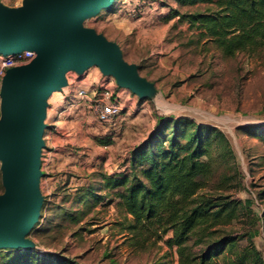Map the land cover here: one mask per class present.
<instances>
[{"label": "rangeland", "instance_id": "rangeland-1", "mask_svg": "<svg viewBox=\"0 0 264 264\" xmlns=\"http://www.w3.org/2000/svg\"><path fill=\"white\" fill-rule=\"evenodd\" d=\"M23 1L0 3L13 8L11 4L21 7ZM207 5L112 0L78 22V27L116 44L136 80L120 84L94 61L63 69L61 81L42 98L37 216L22 238L23 246L0 245V264H11L8 251L15 248L35 250L42 255L41 263L60 254L84 264H178L175 248L165 242L171 231L162 238L135 236L114 190L101 187V173L121 171L133 146L161 117H186L224 134L226 142L214 141L208 148L212 172L200 191L238 202L234 213L210 229L213 237L241 234L225 251L230 257L247 245L251 233L264 264V226L255 220L264 208V138L248 128L264 124V46L251 54L225 56L175 12ZM104 88L121 104L110 121L98 120L91 108L93 90ZM8 115L2 79L0 124ZM5 171L0 154V197L6 193Z\"/></svg>", "mask_w": 264, "mask_h": 264}, {"label": "trees", "instance_id": "trees-1", "mask_svg": "<svg viewBox=\"0 0 264 264\" xmlns=\"http://www.w3.org/2000/svg\"><path fill=\"white\" fill-rule=\"evenodd\" d=\"M189 1L208 5L187 13L175 11L177 16L223 55L251 54L264 46V0ZM248 128L264 138V124ZM224 140V134L210 125L186 117H161L149 135L133 146L121 171L100 175L101 187L114 190L117 205L130 215L127 226L135 236L162 238L171 231L165 242L175 248L178 264H263L251 233L247 245L230 257L225 251L241 234L213 237L215 231L210 229L234 213L238 202L200 191L212 172L208 148ZM70 217L76 218L72 213ZM255 220L264 226V208ZM8 252L11 264H84L60 254H47L52 262L41 263L42 255L30 248Z\"/></svg>", "mask_w": 264, "mask_h": 264}, {"label": "water", "instance_id": "water-1", "mask_svg": "<svg viewBox=\"0 0 264 264\" xmlns=\"http://www.w3.org/2000/svg\"><path fill=\"white\" fill-rule=\"evenodd\" d=\"M111 1L24 0L21 7L13 8L0 3V53L25 47L37 52L29 64L9 69L3 77L9 117L0 124V154L6 169V193L0 197V245L23 246L22 238L37 216L42 98L61 81L63 69L94 61L120 84L136 80L116 44L78 27L84 16Z\"/></svg>", "mask_w": 264, "mask_h": 264}, {"label": "built area", "instance_id": "built-area-1", "mask_svg": "<svg viewBox=\"0 0 264 264\" xmlns=\"http://www.w3.org/2000/svg\"><path fill=\"white\" fill-rule=\"evenodd\" d=\"M36 56L37 52L31 47H25L6 54L0 53V81L9 69L29 64ZM92 97L91 108L98 120L110 121L120 113V101L109 89L104 88L102 91L94 89Z\"/></svg>", "mask_w": 264, "mask_h": 264}, {"label": "crops", "instance_id": "crops-1", "mask_svg": "<svg viewBox=\"0 0 264 264\" xmlns=\"http://www.w3.org/2000/svg\"><path fill=\"white\" fill-rule=\"evenodd\" d=\"M19 4L18 3H14V4H11V7H16L18 6ZM102 84V83H101ZM103 86V85H102Z\"/></svg>", "mask_w": 264, "mask_h": 264}]
</instances>
